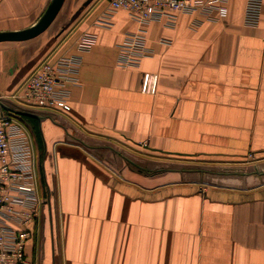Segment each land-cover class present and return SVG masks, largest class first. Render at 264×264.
<instances>
[{
  "label": "crops",
  "instance_id": "0c3cea01",
  "mask_svg": "<svg viewBox=\"0 0 264 264\" xmlns=\"http://www.w3.org/2000/svg\"><path fill=\"white\" fill-rule=\"evenodd\" d=\"M50 1L0 0V31ZM244 4L143 26L149 54L132 68L118 46L140 26L107 0H64L40 35L0 43V114L27 127L44 197L34 264H264V0L253 27ZM71 56L64 109L17 100L40 63Z\"/></svg>",
  "mask_w": 264,
  "mask_h": 264
},
{
  "label": "built area",
  "instance_id": "2783aa9c",
  "mask_svg": "<svg viewBox=\"0 0 264 264\" xmlns=\"http://www.w3.org/2000/svg\"><path fill=\"white\" fill-rule=\"evenodd\" d=\"M109 11L128 13L140 28L126 33L121 40L118 65L136 67L149 54L145 29L151 22L173 27L181 14H197L218 21L227 12V0H107ZM263 0H245L243 21L246 26L259 22ZM97 42L93 33H83L79 50H88ZM78 57H63L55 63L42 62L22 85L17 96L24 106L43 110L66 107V83L74 82ZM154 81L150 92H154ZM37 165L30 133L14 111L0 114V264H34L26 253L29 225L39 214L42 199Z\"/></svg>",
  "mask_w": 264,
  "mask_h": 264
},
{
  "label": "water",
  "instance_id": "95a60500",
  "mask_svg": "<svg viewBox=\"0 0 264 264\" xmlns=\"http://www.w3.org/2000/svg\"><path fill=\"white\" fill-rule=\"evenodd\" d=\"M63 2L64 0H51L39 19L25 29L17 31H0V43L24 42L37 37L52 23Z\"/></svg>",
  "mask_w": 264,
  "mask_h": 264
},
{
  "label": "rangeland",
  "instance_id": "374dc122",
  "mask_svg": "<svg viewBox=\"0 0 264 264\" xmlns=\"http://www.w3.org/2000/svg\"><path fill=\"white\" fill-rule=\"evenodd\" d=\"M5 45H6V44H3L2 47L5 46ZM8 45H9V44H8Z\"/></svg>",
  "mask_w": 264,
  "mask_h": 264
}]
</instances>
